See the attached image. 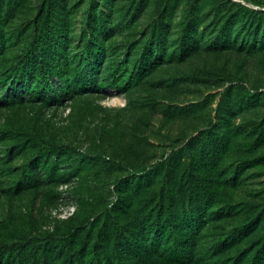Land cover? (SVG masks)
Here are the masks:
<instances>
[{
    "label": "rangeland",
    "instance_id": "1",
    "mask_svg": "<svg viewBox=\"0 0 264 264\" xmlns=\"http://www.w3.org/2000/svg\"><path fill=\"white\" fill-rule=\"evenodd\" d=\"M262 209L264 0H0V264H249Z\"/></svg>",
    "mask_w": 264,
    "mask_h": 264
},
{
    "label": "trees",
    "instance_id": "2",
    "mask_svg": "<svg viewBox=\"0 0 264 264\" xmlns=\"http://www.w3.org/2000/svg\"><path fill=\"white\" fill-rule=\"evenodd\" d=\"M35 41L37 43H40L37 38H35ZM35 42V43H36ZM116 198L114 201L116 202L118 199V193L115 191ZM112 202L111 205H113L115 202ZM263 215V216H262ZM264 210H260L258 214L256 215V218L254 220H250L247 223H245L239 231L238 235V241L237 243L244 242V240H247V247L243 253L246 255H249L248 257V263L249 264H264ZM262 230L259 232V230ZM16 250L21 254L25 250V245L18 241H11L6 242L3 240H0V250L1 249H11L15 248Z\"/></svg>",
    "mask_w": 264,
    "mask_h": 264
},
{
    "label": "built area",
    "instance_id": "3",
    "mask_svg": "<svg viewBox=\"0 0 264 264\" xmlns=\"http://www.w3.org/2000/svg\"><path fill=\"white\" fill-rule=\"evenodd\" d=\"M114 199H112V201H113ZM112 201H111V203H112Z\"/></svg>",
    "mask_w": 264,
    "mask_h": 264
}]
</instances>
